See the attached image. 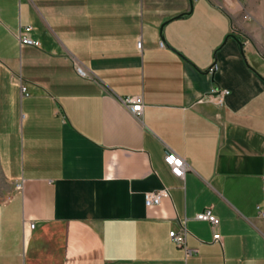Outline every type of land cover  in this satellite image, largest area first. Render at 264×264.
I'll return each mask as SVG.
<instances>
[{
  "label": "crops",
  "instance_id": "crops-1",
  "mask_svg": "<svg viewBox=\"0 0 264 264\" xmlns=\"http://www.w3.org/2000/svg\"><path fill=\"white\" fill-rule=\"evenodd\" d=\"M0 173V264H264V0H0Z\"/></svg>",
  "mask_w": 264,
  "mask_h": 264
},
{
  "label": "built area",
  "instance_id": "built-area-1",
  "mask_svg": "<svg viewBox=\"0 0 264 264\" xmlns=\"http://www.w3.org/2000/svg\"><path fill=\"white\" fill-rule=\"evenodd\" d=\"M31 31L30 27H25L23 29H20L17 35L18 41L20 45H28L32 47H39V42L32 40L29 37V32ZM164 43L163 41L160 42V47H163ZM137 48H141V42H137ZM76 73L83 78L87 77L86 72L81 68L76 66L75 68ZM25 89L22 88V91ZM215 101L220 106L222 105L223 97L228 94L227 91H213ZM122 104L124 107L132 114L136 119H138L142 114L143 109V99L141 96H134V97H125L121 99ZM164 163L169 168L170 172L173 176H175L178 179H183L184 174L186 171V164L179 156H177L174 153H169L165 155L164 157ZM168 197V191L166 189H160L155 192H148L144 195V204L146 207H153L160 205L162 199ZM258 209V208H257ZM261 216H264L263 213H261ZM198 221H206L208 222L213 228H215L218 225V220L215 218V216L212 214L211 208H206L202 212L198 213L195 217ZM31 225L30 227H32ZM170 239L178 246H182L184 243L183 236L177 235L174 231L169 233ZM213 240L218 241L220 240V235L218 233H215L213 235Z\"/></svg>",
  "mask_w": 264,
  "mask_h": 264
},
{
  "label": "rangeland",
  "instance_id": "rangeland-1",
  "mask_svg": "<svg viewBox=\"0 0 264 264\" xmlns=\"http://www.w3.org/2000/svg\"><path fill=\"white\" fill-rule=\"evenodd\" d=\"M15 192V187L6 181L0 173V203L8 200Z\"/></svg>",
  "mask_w": 264,
  "mask_h": 264
}]
</instances>
